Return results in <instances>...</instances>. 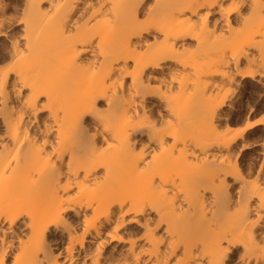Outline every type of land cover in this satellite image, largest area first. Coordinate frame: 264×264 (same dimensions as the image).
Wrapping results in <instances>:
<instances>
[{
	"label": "bare ground",
	"instance_id": "obj_1",
	"mask_svg": "<svg viewBox=\"0 0 264 264\" xmlns=\"http://www.w3.org/2000/svg\"><path fill=\"white\" fill-rule=\"evenodd\" d=\"M39 2L0 0V25L16 17L27 20L32 56L23 58L21 67L33 66L34 79L49 61L59 71L55 85L38 86L51 96L47 107H37L33 98L15 115L0 109L5 121L0 124V181L14 190L0 203L3 239L13 243L15 233L16 242L23 241L21 260L43 259L41 249L51 259L59 249L66 264L127 259L135 238L107 224L115 212L123 225L119 210L131 199L134 208L147 203L155 211L137 225H149L150 241L163 236L153 220L163 221L171 236L168 246L140 244L136 255L154 254L159 264L183 245L187 255L178 259L184 260L196 255L201 243L203 258L211 237L237 217L229 196L234 181L228 176L262 151L264 126L257 121L264 115V95L259 78L245 72H254L252 65L264 57V39H257L264 33V0H246L251 15L245 20L233 14L228 22L211 8L219 0H43L47 8L25 11V5ZM21 32L16 28L13 34ZM157 80L160 84L149 82ZM125 85L132 100L124 95ZM145 90L164 92L166 99L153 97L145 106L159 112L163 104L165 121L175 116L165 129L171 138L149 142L133 132L127 149L113 140L108 147L95 136L90 143L82 141L76 117L91 107L95 94L117 101L107 120L110 126L117 120L122 132L132 111L120 99L134 108L135 95ZM238 109L247 110L242 127L233 119ZM256 113L259 117L249 121ZM137 143L148 144L153 154L143 165L138 161L148 149L140 152ZM58 220L66 223L55 226Z\"/></svg>",
	"mask_w": 264,
	"mask_h": 264
},
{
	"label": "snow or ice",
	"instance_id": "obj_2",
	"mask_svg": "<svg viewBox=\"0 0 264 264\" xmlns=\"http://www.w3.org/2000/svg\"><path fill=\"white\" fill-rule=\"evenodd\" d=\"M29 7L47 8L48 5L43 0H40L39 3L25 5L26 12ZM250 7L246 0H240V2H237V0H219V2L211 5L213 11H219L224 14L225 22H228L227 18L233 14L246 20L251 15ZM140 15L144 16L145 14L141 11ZM26 25L27 20H20L19 17L11 20L6 19L3 25H0V109H4L5 115L8 110H11L13 115H15L18 108L23 110L33 98L37 101V107L41 103L47 107L51 102V96L46 91H39L38 86L55 85L59 79V71L55 67V61H49L48 69L35 79L33 78V72L35 71L33 66L29 64L23 68L21 67L20 61L25 57L30 60L32 56V45ZM16 28L22 30L21 34H13ZM257 39H264V33H261ZM252 67L255 71H246L245 75L259 78L261 92L264 95V57L261 58V63L258 66L252 65ZM128 79L135 83V77L132 74H129ZM173 79L175 78L173 77ZM149 82L160 84L158 80ZM124 88V95L127 100H132L133 97L127 95V85ZM153 97L166 99L164 92L160 90L138 92L134 97L136 101L134 108L128 105L123 98L120 99V105H127L128 110L132 111V119L127 122V127L122 132H119L116 128L119 122L113 119L110 126L107 120L117 101L109 98L106 94L97 93L91 98V107H86L78 113L75 124L76 131L85 143H90L95 136L108 147L112 146L108 144V141L113 140L115 143L121 144L124 149L131 145L132 139H135L131 135L133 132L137 135H142V138L149 142L159 141L161 136L171 138L170 131H165V129L169 128L171 120L175 119V116L165 121L164 117L168 113L163 111V104L160 105L161 111L157 112L154 108L150 111L149 107L145 105H151ZM170 111H174L171 105ZM261 111L264 112V109ZM60 114L64 115V112L61 111ZM256 115H260V113H256ZM2 123H5V121L0 120V124ZM257 123L264 126V115H260ZM245 127H252V125L247 124ZM101 128L104 129L103 133L99 131ZM259 147L262 149L260 155L248 162L241 161L239 167L242 170H238L228 176V180L234 181L229 193L230 203L237 211V217L231 227L222 231L218 236L211 237L210 250L203 253V258L200 253L204 245L198 243L194 248L196 255L184 260L178 259V257L187 255L186 249L181 245L179 251L174 252L168 259L160 261L159 264H264V139L259 142ZM135 148L140 152H145V149H148V152L141 156L138 161L141 165L153 155L148 144H145L142 148L137 143ZM154 179L158 180L159 177H154ZM73 190H76L75 187ZM13 191L11 186L6 187L0 181V203L3 202L6 195L10 197ZM124 208L128 209L127 213L123 211ZM119 211L120 215L124 217L123 225L116 218L114 212L107 227L112 228L115 224L117 230L124 231L126 235L135 239H132L130 245L127 246V259L123 257L114 258L111 261H103L102 264H157L154 254L151 257L144 255L141 258L134 251L140 244L150 241L152 229L149 225L145 224L139 228H137V225H140V221L145 220L147 216H155V211L147 203L143 209L134 208L131 199L127 200ZM141 211L143 215L136 219V213ZM21 214L23 215L24 213ZM66 214L71 216V212H66ZM65 223L63 220L53 222L55 226H61ZM150 223L155 225L160 233H163L162 237L157 235L154 239H151L152 246H168L171 236L167 231V225L163 221L157 222L156 220L150 221ZM127 229H133L134 231L129 233ZM141 233L143 234L141 235ZM108 235L116 239L111 232ZM5 236H7V233L0 234V239ZM11 239L13 243H9L8 239H3V251H0V264H66L64 260L65 253L59 249H56V252L59 253L56 259H51L48 253L41 249L39 256L43 257V259L36 261L31 259L21 260L20 252L23 250V241L21 240L17 243L15 233L12 234ZM119 239L123 240L124 236L119 237ZM137 240L139 244L136 243ZM56 252L52 253V255L55 256ZM142 253L143 250L141 249Z\"/></svg>",
	"mask_w": 264,
	"mask_h": 264
},
{
	"label": "rangeland",
	"instance_id": "obj_3",
	"mask_svg": "<svg viewBox=\"0 0 264 264\" xmlns=\"http://www.w3.org/2000/svg\"><path fill=\"white\" fill-rule=\"evenodd\" d=\"M243 110V111H242ZM246 109H241V110H236L235 111V113H234V115H233V119H237V120H239V122H238V127H242L243 125H244V123H245V121H246V115H247V110L245 111ZM257 117H259V115H256V116H254V117H251L250 118V120L249 121H252V120H254V119H256ZM259 129H255V136H257L258 134H259ZM247 158H249V156H247Z\"/></svg>",
	"mask_w": 264,
	"mask_h": 264
}]
</instances>
